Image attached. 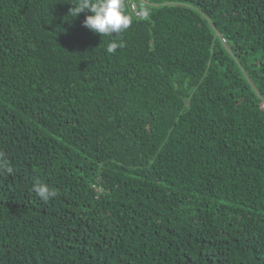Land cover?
<instances>
[{
  "label": "trees",
  "instance_id": "trees-1",
  "mask_svg": "<svg viewBox=\"0 0 264 264\" xmlns=\"http://www.w3.org/2000/svg\"><path fill=\"white\" fill-rule=\"evenodd\" d=\"M72 2L0 0V264H264V0Z\"/></svg>",
  "mask_w": 264,
  "mask_h": 264
},
{
  "label": "clouds",
  "instance_id": "clouds-1",
  "mask_svg": "<svg viewBox=\"0 0 264 264\" xmlns=\"http://www.w3.org/2000/svg\"><path fill=\"white\" fill-rule=\"evenodd\" d=\"M69 16L78 18L81 13L90 12L83 21V26L96 34L116 36L127 30L131 25L130 17L123 11L122 0H74ZM115 34V35H113ZM123 42H111L107 47L108 53H114L117 48H123ZM11 172V169H8ZM33 190L43 201L54 197L56 193L49 186L36 181Z\"/></svg>",
  "mask_w": 264,
  "mask_h": 264
},
{
  "label": "built area",
  "instance_id": "built-area-1",
  "mask_svg": "<svg viewBox=\"0 0 264 264\" xmlns=\"http://www.w3.org/2000/svg\"><path fill=\"white\" fill-rule=\"evenodd\" d=\"M142 2H148V0H130L129 5L134 13L142 15L143 11L140 9V3Z\"/></svg>",
  "mask_w": 264,
  "mask_h": 264
}]
</instances>
